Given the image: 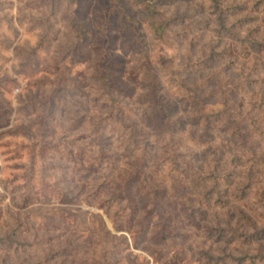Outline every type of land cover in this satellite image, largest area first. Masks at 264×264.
Returning <instances> with one entry per match:
<instances>
[{"label":"rangeland","instance_id":"rangeland-1","mask_svg":"<svg viewBox=\"0 0 264 264\" xmlns=\"http://www.w3.org/2000/svg\"><path fill=\"white\" fill-rule=\"evenodd\" d=\"M225 1L231 7H238L225 20L227 28L242 39L254 37L264 43V0ZM148 3L156 4L164 17L174 20L168 28L171 43L161 52L148 29L144 25L140 27L155 69L159 70L156 57L160 54L173 57L177 65H182L187 53L192 55V61H198L207 57L212 45L219 47L217 49L229 47L230 52L225 53L228 64L230 60L236 61L230 64L233 67L226 69L225 77H218L210 86L203 85L210 73L202 70L188 72L182 87L179 82L172 87L163 86V93L172 105L169 120L179 121L175 126L176 134L188 135L187 141L179 142L181 144L174 150L175 168L181 176L173 178L178 179L180 189L176 194L181 201L171 206L174 213L183 218L181 208L188 204L195 207L197 198L204 193V189L194 190L189 181L202 172L204 163L213 157L210 146L228 140L238 141L236 136H230L235 129L227 124L230 113L228 123L233 116L242 118L243 133L248 135L245 144L264 162V85H250L246 80L247 76L256 81L264 78V52L253 57L252 54L242 56L234 37L229 32L218 31L222 20L211 0H144L145 5ZM112 4L113 0H0V238L15 229L14 218H17L27 220V225L32 227L26 238L29 243L33 242V248L27 247L26 252L10 253L6 263L28 258L30 264H170V257L177 250L184 252L186 262L177 261L176 264H210L207 254L219 259V264H250L252 259L246 262L243 258L264 256V234L260 239L244 240L255 231L252 224L256 223V229L264 228L261 163L248 177L252 162L234 167L237 176L228 178L231 185L227 195L223 196L225 204H215V198L207 199L210 208H207L201 227H186L191 233L188 246L174 239V235H168L172 213H167V208L157 211L149 233L144 237L137 234L138 223L128 230L123 216L111 218L115 211L108 215L98 206V199L86 198L101 182L98 179L100 171L99 174H87L96 151L101 148L96 141H92L91 148L88 146L93 135L82 139L79 133L97 122V112L103 115L104 111L101 109L103 100H95L97 93L89 84L91 70L76 50V40L79 35L86 38L82 52H90L93 58L97 56L94 46L101 43L106 55L114 54L123 59L124 71L140 62V58L123 48L125 43L133 40L126 25L120 24L115 29L113 49L108 46L106 36L96 28ZM122 6L133 16L132 20L144 24L143 5L129 0L122 2ZM82 27L93 31L94 37L90 32H83ZM222 63L213 64L212 71L220 68ZM239 82H244L246 90ZM191 94L199 99L201 109L200 106L183 105L182 98ZM200 112L208 115L220 112V117L210 119L213 125L208 134L204 126H191L188 120L191 114L200 115ZM192 129L197 135L190 133ZM110 135L103 139L108 141L110 146L107 148L115 153L114 157L124 171L125 164L134 158L127 154L128 151L117 148L118 140ZM201 135L206 136L199 140ZM155 147L153 150H158L160 156H170L165 146ZM83 148L85 154L79 156L78 152ZM167 165L171 168L170 161ZM81 168L82 171H77ZM31 169L34 170L36 189L40 192L47 189L50 199L48 203L40 200L36 205L21 209L17 203H21ZM42 171H45L43 176L47 173L45 177ZM43 180L45 183L41 186ZM55 183L58 188L66 187L70 195L78 194L79 198L75 202H62L52 187ZM138 194L141 196V191ZM138 205L143 210L144 200L140 197ZM243 214L252 217L251 225ZM141 216L139 213L138 218ZM160 226L165 227L166 236L160 238L159 235L156 239L153 235ZM229 226L245 236L218 238L217 232L208 234L210 228L226 229ZM3 253L0 251V255ZM251 264H264V261Z\"/></svg>","mask_w":264,"mask_h":264},{"label":"trees","instance_id":"trees-1","mask_svg":"<svg viewBox=\"0 0 264 264\" xmlns=\"http://www.w3.org/2000/svg\"><path fill=\"white\" fill-rule=\"evenodd\" d=\"M211 1L213 3L212 6L218 11L219 19L222 20L218 31L220 33L229 32L234 37L235 43L239 44L237 49L241 51L242 56L249 57L252 54L253 57L264 52L263 42L254 37L242 39L236 32L227 28L225 20L230 14L235 13L238 7H231L225 0ZM122 2L127 3L129 0H113L111 8L107 14L103 15L96 28L102 35L106 36L108 46H111L113 49L115 48L114 40L116 39L114 35L115 29L120 24L121 26L126 25V29H130L128 32L133 37V40L125 43L123 48L126 52L140 58L137 66L129 67L128 70L124 71L121 65L123 59L115 57L114 54L106 55L105 48L101 43L94 46V50L97 52V56L94 58L91 57L90 52L83 53L82 49L87 42L86 38L82 35H79L75 44L76 50L86 59L87 69L91 70L89 74L91 83L89 84L97 93L95 100H103L101 109L104 111L103 115L97 112V122L91 124L88 130L79 133L82 139L93 135L94 139H90L88 146L91 148L92 141H96L101 148L96 151L97 154L91 162L90 169L88 168L87 170L89 176L90 174L101 173L98 175V179L101 182L95 185V188L86 195V198L88 200L98 199V206L105 210L108 215L115 211L111 218L123 216L127 229L132 228L135 222L138 223L137 234L144 237L148 235L149 227L157 211L167 208L166 212L172 213L169 216L172 224L168 235H174V239H179L183 246H188L191 233H189L190 231H186V227L195 229L201 227V223L206 218L207 208H210V204L206 203L207 199L215 198V204L218 202L225 204L223 196L227 195L228 186L231 185L228 178L232 177L235 179L237 176L234 167L252 162L247 171L248 177L252 173L253 168L258 166L259 163L261 165L258 167L261 173L264 174V162L259 159L261 156H256L257 154L250 147L246 146L245 141L248 135L243 133L245 125L242 124L241 127L240 122L242 118L233 116L228 123L232 115L230 113L228 119H226L227 124L235 127L230 136H236L238 141L228 140L227 143L219 142L217 146L213 144L210 146L213 157L209 161H206V154H204L205 167H202V172L193 176L189 181L194 190L204 189L202 191L204 192L203 195L197 198L198 205L195 207L189 204L188 206H183L181 208L183 218L180 217V214L174 213V208L171 204L176 201L179 202V200L181 201L180 197L176 194L177 190L180 189L177 185L178 179L173 178L175 175L181 176V173L175 168L177 163L174 161V157L176 156L174 150L181 144L179 142L187 141L188 135H184L183 132L176 134L175 126H178L179 121L169 120L168 112L172 108V105L167 95L163 93V86L172 87L179 82V86L182 87L188 72H196L198 70L210 73L208 80L203 84L210 86L212 83L217 82L218 77H225L226 69L229 68L233 61L230 60L231 63L228 64V56L225 53L230 52L229 47L217 49L219 47L212 45L207 57L199 58L198 61H192V55L187 53L182 65H177L173 61V57L169 58L165 54H160L156 57V65L159 70L155 69L149 49L147 48L145 34L140 31V27L144 25L148 29V32L155 39V46H158L161 52L164 46L171 43V33L168 28L174 20L172 21V19L166 16L164 17L156 4L148 3L145 5L144 0H134L135 3L139 2V5H143L145 8L146 15L143 24L132 20L133 16L126 12L127 8L122 6ZM243 8L239 7V9ZM82 29L83 32H90L89 34L92 38L94 37L93 31H88L86 27H82ZM216 62H223L222 66L218 69L214 68V71H212L213 64ZM230 67H233V65ZM189 68L191 70H188ZM119 73L122 75H118ZM246 80H248L247 82L250 85L255 83L257 86L264 85V78L256 81L247 76ZM39 84L41 85L42 83ZM239 86L243 90H246L244 82H239ZM224 96L226 98L225 94ZM182 102L185 107L200 106L199 108L201 109L199 99L193 94L182 98ZM220 116V112L214 115L200 112V115L191 114L188 120L191 126H204L208 134V129L213 125L210 119ZM190 133L197 135L193 129L190 130ZM110 134H113L118 140L119 145L117 148L128 151L127 154L134 158L133 161L125 164L126 168L124 171L120 169L119 162L114 157L115 153L109 151L107 148L110 146L108 141L103 139V137H111ZM203 134H205V131ZM205 136L201 135L198 138L201 140ZM188 140L194 141L192 138H188ZM155 145L158 147L165 146L170 156L166 158L160 156L158 150H153L156 148ZM93 149L95 150V148ZM78 154L79 156L84 155V148ZM244 155L245 159H243ZM169 161L171 168L167 167ZM162 162H164L165 167L162 166ZM77 171H82V168ZM44 172H41L42 176ZM124 173L128 175L126 176ZM33 177L34 170L31 169L26 178L25 192L21 195V203H17L21 209H27L36 205V201L40 200L48 203L50 199L49 193L46 192L47 189H43L42 192L36 189L33 184ZM41 182L42 186L45 180ZM52 187L61 196L60 200L62 202H75L79 198L78 194L70 195L64 186L58 188L57 183H55V187ZM139 191H141V196L138 194ZM139 197L144 200L143 210H140L138 205ZM139 213L142 215L141 218H138ZM256 214L263 216L259 212H256ZM243 217L249 221L250 225L253 223L251 216L243 214ZM262 219L264 218L262 217ZM14 220L17 222L15 229H12L8 234L0 238V251L4 252L0 255V264H7L6 262H9L10 253L26 252L27 247L33 248V242L29 243V240L26 238V234H29L32 227L27 225L25 222L27 220L22 221L17 218H14ZM252 227L255 228V231L247 236L230 226L226 229L210 228L208 234L213 235L214 232H217L218 238H223L226 235L229 238H241V236H245L244 240L247 242L255 238L260 239L262 234H264V228L261 230L256 229V223L255 225L252 224ZM159 235H161L160 238L166 236L164 226H160L153 237L157 239ZM174 251L176 252L170 257V264H176L177 261L179 263L186 262L184 252L182 253L181 251L179 253L177 250ZM207 258L210 264H219V259L216 260V258L210 257L208 254ZM243 259L246 262L247 259H252L251 264L255 263V261L263 262L264 256H246ZM28 260V258L22 260L16 259L9 264H30Z\"/></svg>","mask_w":264,"mask_h":264}]
</instances>
